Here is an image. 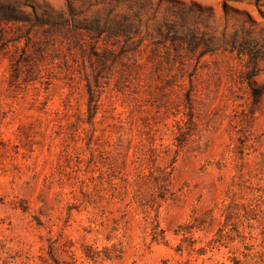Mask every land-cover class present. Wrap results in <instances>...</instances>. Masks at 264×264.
<instances>
[{"label": "rangeland", "instance_id": "obj_1", "mask_svg": "<svg viewBox=\"0 0 264 264\" xmlns=\"http://www.w3.org/2000/svg\"><path fill=\"white\" fill-rule=\"evenodd\" d=\"M0 264H264V0H0Z\"/></svg>", "mask_w": 264, "mask_h": 264}]
</instances>
